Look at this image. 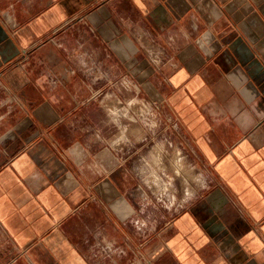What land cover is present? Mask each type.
Instances as JSON below:
<instances>
[{"label":"crops","instance_id":"crops-1","mask_svg":"<svg viewBox=\"0 0 264 264\" xmlns=\"http://www.w3.org/2000/svg\"><path fill=\"white\" fill-rule=\"evenodd\" d=\"M109 84L158 108L180 204L97 134ZM0 264H264V0H0Z\"/></svg>","mask_w":264,"mask_h":264},{"label":"rangeland","instance_id":"rangeland-1","mask_svg":"<svg viewBox=\"0 0 264 264\" xmlns=\"http://www.w3.org/2000/svg\"><path fill=\"white\" fill-rule=\"evenodd\" d=\"M112 89L115 86L109 84V89L97 96L96 104L102 110L97 134L109 149L122 154L130 170L134 168L140 187L151 198L180 204L193 192L196 177L180 149L162 131L164 121L158 108L137 97L133 100L124 89L125 96H110Z\"/></svg>","mask_w":264,"mask_h":264},{"label":"built area","instance_id":"built-area-1","mask_svg":"<svg viewBox=\"0 0 264 264\" xmlns=\"http://www.w3.org/2000/svg\"><path fill=\"white\" fill-rule=\"evenodd\" d=\"M147 54H148L151 62H153L154 64L160 62V60H161L160 53L151 50V51H148Z\"/></svg>","mask_w":264,"mask_h":264}]
</instances>
